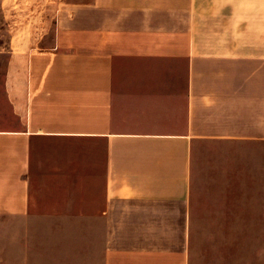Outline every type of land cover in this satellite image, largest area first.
Returning <instances> with one entry per match:
<instances>
[{
	"label": "crops",
	"instance_id": "obj_1",
	"mask_svg": "<svg viewBox=\"0 0 264 264\" xmlns=\"http://www.w3.org/2000/svg\"><path fill=\"white\" fill-rule=\"evenodd\" d=\"M6 89L0 264H264L194 236L264 229V0L75 4Z\"/></svg>",
	"mask_w": 264,
	"mask_h": 264
},
{
	"label": "rangeland",
	"instance_id": "obj_2",
	"mask_svg": "<svg viewBox=\"0 0 264 264\" xmlns=\"http://www.w3.org/2000/svg\"><path fill=\"white\" fill-rule=\"evenodd\" d=\"M90 0H0V117L3 126H8L9 100L6 89L9 58L16 48L25 49L42 35H51L56 29L60 14L71 9L75 4ZM18 46V47H17ZM199 212L194 233L198 242H240L242 253L248 248L264 246V229L261 219L242 218L241 232H218L217 226L211 224L217 219H206ZM252 226V227H251ZM230 229V228H229ZM228 230V228H226Z\"/></svg>",
	"mask_w": 264,
	"mask_h": 264
}]
</instances>
